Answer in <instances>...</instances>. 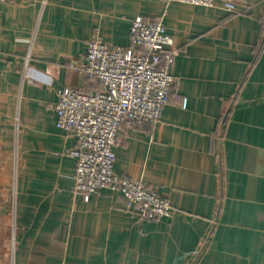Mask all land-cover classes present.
Segmentation results:
<instances>
[{"label": "crops", "instance_id": "crops-1", "mask_svg": "<svg viewBox=\"0 0 264 264\" xmlns=\"http://www.w3.org/2000/svg\"><path fill=\"white\" fill-rule=\"evenodd\" d=\"M236 8L0 0V264H264V0ZM139 15L164 21L177 80L159 120L123 124L115 171L171 201L160 219L75 192L55 109L61 89L99 87L72 66L89 43L130 47Z\"/></svg>", "mask_w": 264, "mask_h": 264}, {"label": "built area", "instance_id": "built-area-1", "mask_svg": "<svg viewBox=\"0 0 264 264\" xmlns=\"http://www.w3.org/2000/svg\"><path fill=\"white\" fill-rule=\"evenodd\" d=\"M175 1L210 7L218 2ZM220 1L225 10L238 11L236 0ZM130 39V47L111 46L97 37L89 43L84 60L72 66L99 87L61 89L55 104L57 125L78 141L71 151L76 158V193L89 199L102 188H112L121 191L128 209H137L146 219H160L172 214L171 201L146 182L116 173L115 147L127 121L143 125L161 118L177 80L171 66L178 50L162 19L135 17Z\"/></svg>", "mask_w": 264, "mask_h": 264}, {"label": "rangeland", "instance_id": "rangeland-1", "mask_svg": "<svg viewBox=\"0 0 264 264\" xmlns=\"http://www.w3.org/2000/svg\"><path fill=\"white\" fill-rule=\"evenodd\" d=\"M15 240L16 239L12 237L11 240H10V245H12L13 243H15Z\"/></svg>", "mask_w": 264, "mask_h": 264}]
</instances>
